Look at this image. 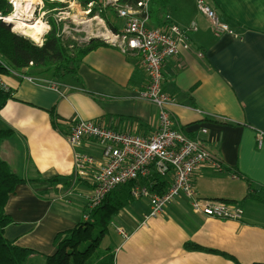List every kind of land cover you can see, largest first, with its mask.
Returning <instances> with one entry per match:
<instances>
[{
	"label": "crops",
	"instance_id": "0c3cea01",
	"mask_svg": "<svg viewBox=\"0 0 264 264\" xmlns=\"http://www.w3.org/2000/svg\"><path fill=\"white\" fill-rule=\"evenodd\" d=\"M205 1L233 34L214 35L197 0H167L164 16L152 24L161 27L167 20L196 31L189 32L186 48L165 61L162 90L174 101L167 111L176 128L199 138L224 164V172L206 169L193 177L197 196L237 205L243 218H207L183 201L146 218L148 203L132 200L113 218L115 264H264V0ZM36 78L0 76L13 98L0 110V128L12 130L0 143V158L10 171L34 181L18 185L4 208L14 222L5 238L39 253L24 264H45L56 234L83 220L86 206L82 187L73 182L66 122L79 118L149 136L158 116L154 105L137 98L146 83L138 58L106 44L84 56L77 79ZM81 151L97 155L93 146ZM52 178L59 182L46 181ZM188 243L219 254L188 251Z\"/></svg>",
	"mask_w": 264,
	"mask_h": 264
},
{
	"label": "built area",
	"instance_id": "2783aa9c",
	"mask_svg": "<svg viewBox=\"0 0 264 264\" xmlns=\"http://www.w3.org/2000/svg\"><path fill=\"white\" fill-rule=\"evenodd\" d=\"M108 2L117 6L119 0ZM150 3L151 0H138L134 6H117V17L123 21V26L117 32L105 29L100 41L138 58L146 83L137 98L157 108V126L149 136H138L79 118L68 120L69 131L65 137L73 149V182L82 187L79 195L90 213L110 192L128 186L132 200L148 203L146 218L160 217L168 206L183 201L192 212L204 217L239 221L244 213L241 207L197 196L193 177L206 169L224 172V164L199 138L188 137L176 128L167 111V106L174 101L162 90L165 61L186 48L187 36L196 28L193 25L182 28L172 22H165L161 27L151 26ZM196 4L197 11L206 18L214 35L233 34L207 1L197 0ZM0 21L5 22L6 18L0 16ZM23 77L28 81H39L35 77ZM50 85L58 88L56 83ZM0 89L9 90L1 83ZM86 145L93 146L97 155L81 151ZM153 177L167 181L162 192L152 189ZM89 216L84 214L83 220H88ZM116 230L124 239L127 237L122 228Z\"/></svg>",
	"mask_w": 264,
	"mask_h": 264
},
{
	"label": "trees",
	"instance_id": "16d2710c",
	"mask_svg": "<svg viewBox=\"0 0 264 264\" xmlns=\"http://www.w3.org/2000/svg\"><path fill=\"white\" fill-rule=\"evenodd\" d=\"M42 1L43 9L46 10L45 22L50 30L43 35L41 45L12 32L10 26L0 21V76L17 73L19 76L35 78L50 75L56 81L66 77L77 79V70L84 56L104 45L98 39L78 43L66 38L62 33V22H57L53 16L67 5L59 0ZM75 1L83 9H88L91 16L99 15L109 29L117 32L119 28L108 19L106 11L117 19L115 9L117 6H134L138 0H119L117 6L106 5L105 8L102 0ZM166 7L167 0H151L149 6L151 26H154L152 22L157 24L161 16H164ZM11 13L12 6L9 0H0V16L7 17ZM11 99L13 98L10 90L0 89V110ZM50 116L54 117L52 111ZM53 124L56 128L54 121ZM11 134L12 130L0 128V143ZM46 181L55 185L59 179L52 178ZM32 182L34 181L21 178L10 171L6 162L0 158V264H24L31 255L39 254L32 249L10 243L4 236L5 228L14 223L4 211L10 195L14 194L18 185ZM151 182L152 189L157 192H162L168 184L161 177H153ZM131 201L128 186L110 192L102 204L90 213L88 220H81L72 228L56 234L55 251L45 256V264H115L114 242L107 240L105 246H102V243L111 231L112 219ZM185 248L188 251L219 254L196 244L188 243Z\"/></svg>",
	"mask_w": 264,
	"mask_h": 264
},
{
	"label": "rangeland",
	"instance_id": "374dc122",
	"mask_svg": "<svg viewBox=\"0 0 264 264\" xmlns=\"http://www.w3.org/2000/svg\"><path fill=\"white\" fill-rule=\"evenodd\" d=\"M16 1L17 0H9V3L12 6V13L14 12V3ZM50 1L52 2L54 0H50ZM59 1L65 3L67 6L64 9H62V11H60L59 13H56L53 17L57 20V22L58 21L62 22V33L64 34V36L66 38H68L70 40L72 39L78 43H84V42L90 41L91 39H98L97 37H99L98 40H100V36L105 34L106 30H109L105 21L102 18H100L99 15L91 16L89 13V10L83 9L77 3V1H75V0H59ZM19 2H21V4H23V5H25L27 3L25 0H19ZM102 2L104 4L103 8H105L106 5H110V4H107V3H109L108 0H102ZM30 6L33 8V10H32L33 18L36 20H42L46 24V22H45L46 10H45V8L43 9V7H44L43 1L41 0L40 3H38V1H37ZM106 16H108V19H111V21L116 26L118 25V27L123 22L122 20H120L118 18L115 19L114 16L112 17L108 11H106ZM94 18H98L101 22H99L98 20H94ZM8 26H10L12 32H14L18 35H22L18 31H14L13 26H11L9 24H8ZM48 30H50V29L48 28ZM34 43L38 44V45L42 44V43H37V42H34ZM72 202H74V201H72ZM81 211L85 215L90 214V211L88 209L86 210V207H85V209L84 208L81 209ZM113 220H112L111 226H113V228H115L116 226H118V223H117L116 219H113ZM110 230L111 231L109 232L106 239H104L102 246H105L107 240H109L111 243L117 242L118 238H117L116 232L112 228H110ZM111 246H112V244H111Z\"/></svg>",
	"mask_w": 264,
	"mask_h": 264
},
{
	"label": "bare ground",
	"instance_id": "6f19581e",
	"mask_svg": "<svg viewBox=\"0 0 264 264\" xmlns=\"http://www.w3.org/2000/svg\"><path fill=\"white\" fill-rule=\"evenodd\" d=\"M25 1L27 2L25 5L21 4L19 0L14 3V12L6 17L5 23L13 26L14 31H18L34 42L41 43L43 35L48 30V26L42 20L33 18V8L30 6L37 1L40 3L41 0ZM94 20L101 22L98 18H94Z\"/></svg>",
	"mask_w": 264,
	"mask_h": 264
},
{
	"label": "water",
	"instance_id": "95a60500",
	"mask_svg": "<svg viewBox=\"0 0 264 264\" xmlns=\"http://www.w3.org/2000/svg\"><path fill=\"white\" fill-rule=\"evenodd\" d=\"M99 39V37H97ZM41 43H42V40H41Z\"/></svg>",
	"mask_w": 264,
	"mask_h": 264
}]
</instances>
